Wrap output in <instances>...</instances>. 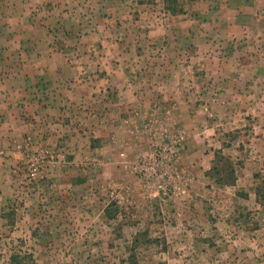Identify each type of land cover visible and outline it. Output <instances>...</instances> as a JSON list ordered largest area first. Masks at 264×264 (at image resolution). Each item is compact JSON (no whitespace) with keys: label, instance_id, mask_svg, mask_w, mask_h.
Wrapping results in <instances>:
<instances>
[{"label":"rangeland","instance_id":"1","mask_svg":"<svg viewBox=\"0 0 264 264\" xmlns=\"http://www.w3.org/2000/svg\"><path fill=\"white\" fill-rule=\"evenodd\" d=\"M4 4L0 75L25 38L29 47L57 43L41 51L57 65L79 61L70 74H87L85 60L125 53L177 61L183 66L171 73L181 71L185 82L156 99L160 111L142 112L155 128L133 161L107 165L90 149L100 136L84 133L78 116L0 146L11 160L2 159L0 172V264H264V0H150L156 15L140 20H152V32L104 37L68 28L19 33ZM163 147L168 195L139 172Z\"/></svg>","mask_w":264,"mask_h":264},{"label":"crops","instance_id":"2","mask_svg":"<svg viewBox=\"0 0 264 264\" xmlns=\"http://www.w3.org/2000/svg\"><path fill=\"white\" fill-rule=\"evenodd\" d=\"M149 1L4 0V6L13 31L19 33L34 34L35 27H41L46 34L68 28L71 33L88 32L104 37L111 33L142 34L147 31L142 29L146 26L152 32V20L141 22L144 18L152 19L156 15L151 5L148 8L145 6L144 3L148 4ZM26 40L28 42L29 39L19 40L18 57H5L3 61V73L0 75V146L24 132L35 130L42 134L46 129H59L62 127V123L57 122L59 117L78 116L84 124L80 128L84 133L100 136L99 144L93 141V148L90 146V149L107 165L111 162L133 161L140 150L149 147L155 128V125H151L148 130L150 124L142 117V112H158L156 99L175 96L173 89L178 90L173 83L185 82L181 71L171 73V69L183 66L178 65L177 61L164 57L147 61L141 58L132 60L126 58L125 53L115 58L85 60L79 67L84 68L87 74H70L68 69L77 66L75 64L79 61L57 65L53 53H42L43 50H54L57 43L39 42L37 46L33 44L29 47ZM30 49H37V58L23 55ZM92 65L99 68L96 73L89 74ZM133 66L142 69L132 73L130 69ZM171 105L167 103L162 106L164 112L167 109L171 112ZM120 129L123 134H119ZM120 135L125 136V139H121ZM78 137L87 139L88 135ZM98 156L95 159L101 161ZM2 159L11 161L0 154V172ZM7 164L4 173L10 172ZM130 167H116L112 173L130 172Z\"/></svg>","mask_w":264,"mask_h":264},{"label":"built area","instance_id":"3","mask_svg":"<svg viewBox=\"0 0 264 264\" xmlns=\"http://www.w3.org/2000/svg\"><path fill=\"white\" fill-rule=\"evenodd\" d=\"M168 147H163L161 153L158 151L146 156L139 162V172L148 182L154 183L163 190L164 195H168L166 178L168 177L167 156Z\"/></svg>","mask_w":264,"mask_h":264},{"label":"trees","instance_id":"4","mask_svg":"<svg viewBox=\"0 0 264 264\" xmlns=\"http://www.w3.org/2000/svg\"><path fill=\"white\" fill-rule=\"evenodd\" d=\"M32 258L31 257H29V260H31Z\"/></svg>","mask_w":264,"mask_h":264}]
</instances>
